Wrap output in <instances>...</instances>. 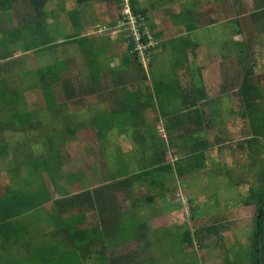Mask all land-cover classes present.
<instances>
[{
	"label": "rangeland",
	"instance_id": "obj_1",
	"mask_svg": "<svg viewBox=\"0 0 264 264\" xmlns=\"http://www.w3.org/2000/svg\"><path fill=\"white\" fill-rule=\"evenodd\" d=\"M138 1L140 7L147 9L149 22L156 25L154 31L160 33L158 39H153L149 26L146 25L150 41L148 44L139 43L137 49L139 62L148 77L144 82L142 79L139 81L151 87L154 80L152 76H156L155 78H158L156 82H160L169 75L171 78L174 77L170 74L173 72L177 73L175 77L183 86L189 87L188 84L191 82L195 86L203 85L209 95L204 110L208 116L207 121L210 122V129H207L205 135L212 143V148L206 151L205 167L198 172L183 177L167 173L147 180L134 181V195H129L126 191H118L115 194V206L120 212H124L130 211L132 196L150 194L157 196L158 190H155L157 186L167 189V193L157 196L154 203H143L140 206L141 213L137 207L139 210L137 214L148 219L150 227L148 240L151 242L138 264H251L254 243L252 219L255 213H252L253 217L250 215L247 201L251 195L249 187L259 188L262 182L259 167L254 165L250 167L245 160L237 162L240 157L244 158L247 151L239 150L236 143L250 137L248 136L250 130L246 120L242 118L244 105L237 87L231 84V78L233 79L235 72L243 67L245 61L242 55L235 52L233 44L234 40H242L254 51L253 58L256 62L254 76L262 80L264 85V20L252 16L258 5H263L264 0H212L209 3L207 0H200V6L196 4V0H160L157 7L152 4V1L157 0ZM47 3L46 9L55 11L57 15V19L50 16L46 20L47 24L53 25L56 31H59L57 43L60 46L57 51L60 57L65 54L72 59L70 70L63 74L64 86L62 85L57 93L59 103L64 101L69 103L67 110L60 116L68 115L73 123L81 125V128L76 136H68L69 141L63 142L61 132L66 126L62 123L63 118L59 116L53 118L46 109L35 70L57 59L52 51L36 52L17 48L13 54L0 60V65H4L20 58L24 59V64L14 66L16 69L13 75L7 76L5 81H0V88L7 84L12 100L16 103L29 104L31 109H36L35 116L40 120V124L35 126L36 131L33 132L20 134L7 130V141L12 142L14 146L18 144V148L11 150L9 154L0 155V193L2 187L6 188L16 180L10 178L13 175L11 170L13 167L25 166L26 174L29 177L32 175L37 157L42 158L46 155L47 146L41 147L40 143L46 142L45 135L59 130L57 137L54 138V142L57 141L56 147L61 149L62 154L60 166L56 167L57 171L54 173L56 184H53L48 171L40 166L37 174L39 177L35 175L32 179L34 183L38 179H43L57 200L64 195L58 192V189L69 190L68 195L92 191L115 182L110 173H114L116 178H122L128 176L129 172L141 169L142 155L134 148L133 129L129 130L124 123L116 121L111 130L106 131L103 137H99L100 129L92 126L96 113L103 111L108 105H113L111 97L114 96L116 88L123 85L124 81L126 84L132 81L131 71L140 72L136 62L126 66L128 70L122 73L120 66L122 58L128 52L125 31L135 35L137 41L141 34L131 10L130 0H90L85 3L78 0H50ZM190 5L197 29L187 34V31H184L185 25L176 24L172 15L186 11ZM63 7L66 10H63ZM72 10L79 12L80 21L84 26L80 29V35L94 40L97 64L103 68L98 84L92 83L90 65L79 46L72 44L67 47L62 43L64 29L74 32L68 14ZM23 15L25 14L17 11H2L0 19L5 24L0 23L3 27L14 28L21 23ZM24 29L28 30L27 27ZM237 30H240V33L235 32ZM257 34L259 38L254 39ZM187 35L200 43L195 50L191 48L187 51L189 72L186 69L187 62L181 63L180 67L184 68L178 69L176 62L178 58L182 60V55L172 50L170 46L171 40L177 41L176 39L181 38V44L187 39ZM7 47L10 53L13 46L7 43ZM147 49H150V54L146 52ZM151 62L153 66L150 65ZM67 90L70 95H67ZM177 104H182L181 100H178ZM145 117L146 125L151 127L155 137L167 142L162 123L156 121V118H160L159 109L158 112L152 108L146 110ZM260 144L264 159V140ZM219 147L226 148L221 151ZM253 152V158L259 156L254 150ZM167 159L174 160L172 154L167 155ZM70 174H73V179H69ZM17 177L23 185L24 174ZM235 179L240 180L242 185H235ZM241 188L243 189L239 190ZM52 204L53 201L46 206L50 207ZM196 212L198 214L196 218L202 221L197 225L205 224L203 220L206 216L209 218L213 216L214 219L212 218L210 223L216 226L217 233L214 231L213 234H209L204 243L207 244L205 248L196 240L191 246L178 240L174 243L171 233L179 235L187 230H195ZM81 218L85 229H92L100 222L97 212L94 214L86 212ZM222 220L224 222L219 224ZM222 225L224 229L220 228ZM44 238H47L46 235ZM156 242H159V245L154 246ZM141 246L142 243L130 239L126 243L108 248L107 257L115 258ZM101 263V260L91 259L86 264Z\"/></svg>",
	"mask_w": 264,
	"mask_h": 264
},
{
	"label": "trees",
	"instance_id": "obj_2",
	"mask_svg": "<svg viewBox=\"0 0 264 264\" xmlns=\"http://www.w3.org/2000/svg\"><path fill=\"white\" fill-rule=\"evenodd\" d=\"M49 1L0 0V12L11 10L12 12L17 11V13L25 14L21 19V23L14 28L3 27L1 23H5L0 19V33H2L0 34V60H4L13 54V51L17 48L36 52L52 51L57 59L36 69L35 72L46 109L53 118L57 116L63 118L62 123L66 126L62 129L61 134L64 138L63 142H66L69 141L68 136H76L81 125H75L68 115L60 116L65 112L64 110H67L69 103L67 101L59 103L57 93L62 85L64 86L63 74L70 70L72 59L65 54L60 57V53L57 51L60 46L57 43L59 31H56L53 25L46 23L50 16H55L57 19L55 11L46 9ZM78 1L85 3L90 0ZM211 1L207 0L208 3ZM130 2L141 37L137 41L135 35L131 34L130 31H125L128 52L122 58L120 72L128 70L126 66L132 64V62H136L140 72L135 71L136 74L131 71L133 73V76H131L132 81L128 84L124 81L123 85L116 88L114 96L111 97L113 105H108L103 111L96 113L92 126L100 129L98 131L99 137H103L106 131L111 130L116 121L124 123L129 130L133 129L134 148H137L136 152L142 155L141 169L137 172H129L128 176L122 178H116L114 173H110L115 182L92 191L86 190L68 195L69 190L58 189V192L64 195L62 198L55 200L43 179H38L35 183L32 180L35 175L39 177L37 174H39L38 166H40L48 171L53 184H56L54 173L57 171L56 167L60 166L62 154L61 149L58 146L56 147L57 141L54 142L59 130L57 132L51 131L49 135H45L46 142L44 144L40 143L41 147L43 145L47 146V151L42 158L37 157L35 167L31 172L32 175L29 177L26 174L25 166L13 167L11 169L13 175L10 178L16 180L13 181L12 185L6 186L0 194V254L13 247L10 244L11 242L23 238L31 239L32 235L35 236L39 232L42 233L41 237L45 235L47 237L45 243L35 246L34 254L40 259L39 264H86L91 259L101 260V264H138L140 257L145 253V249L151 245V242L148 240L150 232L148 219L139 216L137 213L139 210V213H141L140 206L143 203H154L157 196H163L167 193V189L157 186V182L154 184V186H157L155 188V190H158L156 191L158 192L157 196L155 194L132 196L131 209L124 212H120L116 208L115 194L118 191H126L129 195H134V181L147 180L150 177L167 173H175L177 176L183 177L196 173L205 167L206 151L212 148L211 141L205 135L207 129H210V122L207 121L208 116L204 110L209 95L203 85L195 86L191 82L188 84L189 87L187 85L183 86L175 77L177 73L173 72L170 74H173L174 77L171 78L169 75L163 78L161 76L163 79L160 82H156L158 78L152 76V80H154L151 87L142 83L148 75L139 62L138 44H148L150 41L148 31L146 32V25L149 26V32L153 39H158L160 33L154 31L156 27L154 22H149L147 9L140 7L138 0H130ZM159 2L160 0L152 1V4L157 7ZM195 2L198 6L201 5L200 0ZM258 6L252 16L255 19L264 20V1L263 5L259 4ZM63 10L66 9L63 7ZM68 14L74 32L64 29L62 31V43L67 47L72 44L79 46L81 53L85 54L90 65L92 83L98 84L103 68L97 64L94 40L91 37L80 35V29H83L84 26L80 21L79 12L72 10ZM172 19L176 24H184V31H187V34L197 29L192 5L186 11L172 15ZM116 24L114 27H116ZM25 27L28 28L27 31H24ZM235 32L240 33V30ZM258 38L259 35L257 34L254 39ZM180 39H176L177 41L171 40L170 46L172 50H176L182 55V60L177 59V56H175L178 69L184 68L180 65L187 62L186 69L189 72L187 51L191 48L195 50L200 43L188 35L187 39H184L181 44ZM7 43L13 46L10 53L8 52ZM233 44L235 52L242 55L245 61L243 67L241 66L242 68L235 72L233 79L231 78V84L238 89V94L244 105L242 118L246 120L250 130L248 135L250 137L236 143L239 150L247 151L244 158L240 157L237 162H244L245 160L250 167L253 165L259 167L262 182V186L259 188L249 187L251 195L249 201H247V204L253 203L256 208V216L253 221L254 243L251 264H264V159L261 155L262 147L260 144L264 140V85L262 80L254 76L256 62L253 58L254 51L252 47L242 40H234ZM146 52L150 54V49H147ZM232 53H234V50H232ZM22 63H25L24 59L20 58L0 65V81H5L7 76L13 75L16 65ZM150 65L153 66L152 62ZM140 79L142 81H139ZM8 91L10 90H8L7 84L0 88V155L9 154L11 150L18 148V144L14 146L12 142L7 141V130L24 134L36 131L35 126L40 124L39 117L35 116L36 109H31L26 102H14ZM67 93V95H70L68 90ZM178 100H181L182 104H177ZM150 108L155 112H158L159 109L160 118H156V121L159 124L162 123L167 142L156 138L151 127L146 125L145 112ZM34 144H36V141ZM224 148L226 147H219L221 151ZM253 150L259 156L253 158ZM170 154L174 158L173 161L167 159V155ZM23 174L25 181L22 185L17 180V175L21 176ZM68 177L69 179L74 178L73 174ZM235 185L242 184L237 180ZM51 201H53V204L50 207L46 206ZM195 207H193V211L196 210ZM86 212L93 214L97 212L99 214L100 222L98 226L92 229L83 227L81 217ZM196 216H198L197 212L194 214V221H197L194 231L187 230L179 233V235L171 233L170 236L174 238V243H177L176 240H178L180 243L191 246L196 240L202 248L207 247V244L204 243H206L209 234H213L216 229V226L210 223L214 218L211 216L210 219L209 216H206L203 220L206 223L197 225L202 221ZM220 222L222 221H219V224H222ZM223 227L222 225L220 228L224 229ZM217 231L215 232L217 233ZM130 239L142 243L141 248H134L115 258L107 257L108 248L126 243ZM159 242L153 245H159ZM174 246L177 247L176 244ZM9 253L12 254V251ZM33 264L35 263L33 262Z\"/></svg>",
	"mask_w": 264,
	"mask_h": 264
},
{
	"label": "crops",
	"instance_id": "obj_3",
	"mask_svg": "<svg viewBox=\"0 0 264 264\" xmlns=\"http://www.w3.org/2000/svg\"><path fill=\"white\" fill-rule=\"evenodd\" d=\"M4 189L5 187H2L1 191L3 192ZM242 189L243 188L239 190ZM247 206L250 208V215H252V217V213H255L252 219L254 221V218L256 216L255 205L253 203H249L247 204ZM222 222L224 221L222 220ZM41 235L42 233L37 232L35 236L32 235L31 239L23 238L21 240L11 242L10 244L13 247L9 248L8 251L6 250L2 254H0V264H33V262L35 264H39L40 259H38L37 255L34 254V251L36 250L35 246L45 243L47 240V238H44V236L41 237ZM10 251H12V254L9 253Z\"/></svg>",
	"mask_w": 264,
	"mask_h": 264
}]
</instances>
